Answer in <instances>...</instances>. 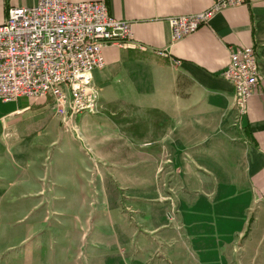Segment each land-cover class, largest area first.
Segmentation results:
<instances>
[{
	"label": "crops",
	"instance_id": "obj_1",
	"mask_svg": "<svg viewBox=\"0 0 264 264\" xmlns=\"http://www.w3.org/2000/svg\"><path fill=\"white\" fill-rule=\"evenodd\" d=\"M36 1L0 0V24L9 7L29 6ZM213 1L105 0L110 15L131 22L132 41L123 47L103 48V67L91 71L98 90L97 110L79 113L76 118L79 116L87 122L85 117L90 114L110 115L112 136L116 135L121 141L112 139L114 145L122 146L125 141L132 147L138 132H143L138 145L148 154L161 155L165 163L162 177L177 178L176 171H189L190 177L203 186L200 194L207 198L212 195L214 204L222 210L220 226L225 236H199L203 234L199 230L203 224H195V221L192 222L197 231L195 236L168 232L160 209L150 205L156 201L151 196L159 190V201H172L170 192L177 193L175 186L170 185L167 190L163 189L167 186L164 183L159 188L146 186L136 191L127 188L129 207L139 216L128 238L133 249L126 254L120 250L103 254L95 249L99 243L98 232L90 230L91 210L88 209L87 220L85 218L80 225V237L74 241L90 246V253L85 251L81 256L79 251L73 256V264H94L92 257L96 264H264V0H246L226 7L190 34L171 41L167 17L200 12ZM248 46L256 49L259 75L256 90L246 103L245 114L236 124L233 89L220 72L228 62L230 48ZM51 104L49 95L20 97L9 102L0 100V183L15 174L28 180L23 181L24 187H28L26 193H38L29 181L39 168L37 148L54 144L58 134L72 146L67 134L60 131ZM217 132L228 142L231 154L227 156L232 164L223 167L221 175L211 174L210 177L203 173H209L210 169L201 161L212 159L213 152L193 147ZM103 142L105 140L98 139L90 143L104 146ZM86 146L80 141L77 150L82 147L85 150ZM131 147L126 152L116 149L114 153L128 156L129 152H134ZM95 152L98 158L104 157L96 147ZM87 161L86 156L59 153L52 168L58 177L67 178L74 189L83 194L89 187L91 192L92 171L85 165ZM188 161L199 165L194 164V169L185 166L182 171L177 170L179 163ZM65 163L69 164L68 169H64ZM122 172H125L122 177H133L128 170ZM219 177L222 181L216 180ZM5 192L0 193V199ZM221 200L223 202L218 204ZM174 204L173 201L171 205ZM122 233V227L116 228V234L108 242L119 247L127 240ZM5 251L0 250V256ZM50 257L56 258L53 264H64L65 257L72 263L68 251Z\"/></svg>",
	"mask_w": 264,
	"mask_h": 264
},
{
	"label": "rangeland",
	"instance_id": "obj_2",
	"mask_svg": "<svg viewBox=\"0 0 264 264\" xmlns=\"http://www.w3.org/2000/svg\"><path fill=\"white\" fill-rule=\"evenodd\" d=\"M77 114L70 115V120L68 118L63 120L60 116H56L61 126L60 131L67 134L69 140L73 142L72 146L58 134L54 144H48L43 149L37 148L39 168L29 181L33 182L31 187L38 190V193H26L28 187H24L23 181L28 180L16 177L15 174L2 179L0 193L6 192L0 199V250L6 251L0 256V264H53L56 258L50 256L59 253L61 255L64 251L71 254V264H73L75 260L73 256L79 251L81 256L85 251L90 253L88 251L90 246L74 241L80 237L81 222H84L85 218L87 220L88 209L91 210L89 211L91 213L90 230L98 232L99 238V243L94 248L103 254L117 251H123L126 254L133 249L128 238L131 228L136 225V218L139 217L129 207L130 198L127 194L130 191L127 188L135 191L146 186L159 188L163 183L167 184L166 187L163 186L164 190L171 185L175 186L177 193L170 192L172 201H159L161 197L157 190L151 196L156 201L151 202L150 205L160 209L163 220L167 222L168 232L195 236L197 235L195 224L201 223L203 226L199 230H202L203 234L199 236L214 238L225 236L220 226L223 220L222 210L214 204L212 195L207 198V195L200 194L203 192V186L196 178L190 177L189 171L179 173L176 171L177 178L162 177V168L165 163H162L161 155L148 154L146 149L138 145L141 143L138 140L143 139V132L139 131L137 141L131 144L134 152H129L128 156L126 153L124 155L114 153L116 149L126 152L131 146L125 141H122V146L114 145L112 139H116L119 143L121 141L116 135L112 136L111 116L90 114L85 117L88 122L86 126L85 119L80 120L79 116L76 118ZM234 120L236 121L235 114ZM98 139L105 140L104 146L100 144L95 146L90 143ZM80 141L87 145L85 150L84 146L80 149L81 152L77 150ZM226 141L223 134L217 132L211 139L202 140L198 146L193 147L194 150L204 149L213 152L211 156L209 155L212 159L201 161V164H205L206 168L210 169L209 173L204 171L203 173L209 176L221 175L223 167L231 166L232 162L230 163L227 156L231 153L228 152L229 145ZM95 147L104 154L102 159L96 156ZM59 153L65 156L77 155L88 158L85 165L91 167L92 171L91 174L89 173L91 192L89 187L81 194L78 189H74L67 178L56 175L57 172L52 165ZM194 164L199 165V163L188 161L179 163L176 168L180 171L185 166L194 169ZM68 168L69 164L65 163L64 169ZM123 169L128 170L133 177H122V173H125L122 172ZM85 179L87 182V178ZM222 179V177L216 178L220 181ZM173 201L177 206L171 205ZM222 202L223 200L218 204ZM116 205L118 206L115 210ZM193 221H195L194 225ZM120 227L123 228L122 234L127 237V240L117 247L115 243H109L108 240L113 239L116 228L119 230ZM140 234H142L141 231ZM23 238L25 239L21 241ZM153 259H156V256H153ZM215 260L219 262V259ZM92 262L96 264L93 257ZM62 263L69 264V258L65 257ZM166 264L170 263L166 262Z\"/></svg>",
	"mask_w": 264,
	"mask_h": 264
},
{
	"label": "built area",
	"instance_id": "obj_3",
	"mask_svg": "<svg viewBox=\"0 0 264 264\" xmlns=\"http://www.w3.org/2000/svg\"><path fill=\"white\" fill-rule=\"evenodd\" d=\"M245 1L214 0L200 12L167 17L171 41L190 34L214 13ZM131 41V22L110 15L105 0H37L11 6L0 24V100L49 95L52 110L63 120L71 119V104H80L78 114L95 113L98 90L91 71L103 67L104 47ZM220 74L232 86V109L239 124L257 86L256 49L230 48ZM60 83H68L69 96H62Z\"/></svg>",
	"mask_w": 264,
	"mask_h": 264
},
{
	"label": "bare ground",
	"instance_id": "obj_4",
	"mask_svg": "<svg viewBox=\"0 0 264 264\" xmlns=\"http://www.w3.org/2000/svg\"><path fill=\"white\" fill-rule=\"evenodd\" d=\"M60 93L62 96H69V87L68 83H60ZM80 112V104H71L70 105V115Z\"/></svg>",
	"mask_w": 264,
	"mask_h": 264
}]
</instances>
